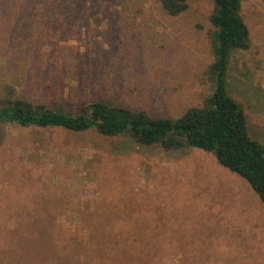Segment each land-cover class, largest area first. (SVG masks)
Segmentation results:
<instances>
[{
	"label": "rangeland",
	"instance_id": "rangeland-1",
	"mask_svg": "<svg viewBox=\"0 0 264 264\" xmlns=\"http://www.w3.org/2000/svg\"><path fill=\"white\" fill-rule=\"evenodd\" d=\"M48 1L0 0V95L6 83L66 113L105 100L170 119L206 104L213 0L178 16L158 0ZM241 2L250 47L232 54L227 89L264 144V0ZM106 196L178 230L152 264H264V204L212 152L0 123V264L35 260L38 240L15 237L27 218L51 224L57 262L76 264L62 248Z\"/></svg>",
	"mask_w": 264,
	"mask_h": 264
},
{
	"label": "trees",
	"instance_id": "trees-1",
	"mask_svg": "<svg viewBox=\"0 0 264 264\" xmlns=\"http://www.w3.org/2000/svg\"><path fill=\"white\" fill-rule=\"evenodd\" d=\"M158 1L168 16H178L188 8V0ZM241 9V0H213L209 15L213 92L205 105L188 107L176 119L105 100H94L81 105L75 113H66L19 96L14 87L4 83L0 123L60 127L75 132L94 130L104 136H126L142 146L158 145L167 151L198 148L212 152L222 167L245 179L264 204V144L250 134L243 106L227 89L232 54L250 47L249 29ZM103 201L81 217L76 232L62 248L63 257L71 263L152 264L169 243L172 245L170 235L178 230L166 224L161 228L164 222L160 223L159 217L158 222L155 217H145L139 212L145 210L144 206L117 204L120 200L115 204L116 198L108 196ZM16 223V239L35 237L39 243L35 260L30 258L28 262L21 259L25 257L21 246L17 248L16 255L21 254L18 264H44L37 260L65 264L57 262V243L48 236L51 224L41 226L31 218Z\"/></svg>",
	"mask_w": 264,
	"mask_h": 264
}]
</instances>
